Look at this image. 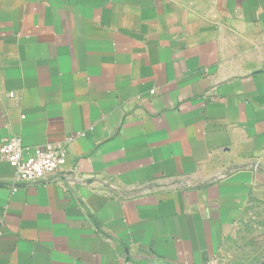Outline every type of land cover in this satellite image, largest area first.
<instances>
[{
  "label": "crops",
  "instance_id": "crops-1",
  "mask_svg": "<svg viewBox=\"0 0 264 264\" xmlns=\"http://www.w3.org/2000/svg\"><path fill=\"white\" fill-rule=\"evenodd\" d=\"M7 136L75 172L0 163V264H264V0H0Z\"/></svg>",
  "mask_w": 264,
  "mask_h": 264
},
{
  "label": "built area",
  "instance_id": "built-area-1",
  "mask_svg": "<svg viewBox=\"0 0 264 264\" xmlns=\"http://www.w3.org/2000/svg\"><path fill=\"white\" fill-rule=\"evenodd\" d=\"M10 98H14L11 93ZM72 140L65 143L48 144L40 148H30L24 145L19 136L4 137L0 144V163L9 164L15 171L13 192L21 187L61 182L65 171L68 147ZM206 264H219L213 259Z\"/></svg>",
  "mask_w": 264,
  "mask_h": 264
}]
</instances>
